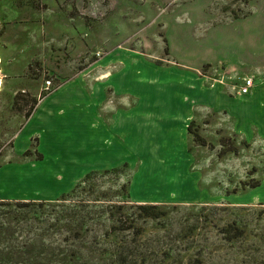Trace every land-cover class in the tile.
Returning a JSON list of instances; mask_svg holds the SVG:
<instances>
[{
	"label": "rangeland",
	"instance_id": "1",
	"mask_svg": "<svg viewBox=\"0 0 264 264\" xmlns=\"http://www.w3.org/2000/svg\"><path fill=\"white\" fill-rule=\"evenodd\" d=\"M91 170L163 214L88 264H264V0H0V199L54 200Z\"/></svg>",
	"mask_w": 264,
	"mask_h": 264
},
{
	"label": "trees",
	"instance_id": "2",
	"mask_svg": "<svg viewBox=\"0 0 264 264\" xmlns=\"http://www.w3.org/2000/svg\"><path fill=\"white\" fill-rule=\"evenodd\" d=\"M165 53H168L167 46ZM32 101L35 108L37 100ZM32 111L33 108L26 112L28 118ZM193 125L194 122L188 128L194 141L206 145V140ZM227 139L221 137L220 141ZM229 151L237 149L232 146L219 153ZM28 152L26 150L25 154ZM112 171L120 173L122 167L112 168ZM97 174V170L87 172L71 191L54 200L0 199V264H88L102 252H113L108 250L109 243L103 241L113 232L117 235L132 229L135 235H139L143 227L136 224L138 219L162 216L158 204L107 198V193L98 191L93 182ZM258 184L256 181L251 186ZM120 188L126 193L127 181ZM129 208L137 210L134 217L126 212ZM121 248L118 245L117 252L121 253Z\"/></svg>",
	"mask_w": 264,
	"mask_h": 264
},
{
	"label": "built area",
	"instance_id": "3",
	"mask_svg": "<svg viewBox=\"0 0 264 264\" xmlns=\"http://www.w3.org/2000/svg\"><path fill=\"white\" fill-rule=\"evenodd\" d=\"M45 82H46L45 89L49 90L51 85V80L47 79ZM252 87H253V79L250 76H243L240 84L232 86V88L236 91V94L238 95L248 94Z\"/></svg>",
	"mask_w": 264,
	"mask_h": 264
},
{
	"label": "crops",
	"instance_id": "4",
	"mask_svg": "<svg viewBox=\"0 0 264 264\" xmlns=\"http://www.w3.org/2000/svg\"><path fill=\"white\" fill-rule=\"evenodd\" d=\"M251 17L250 16H247L245 19H249ZM174 64L178 67H180L181 69H193L195 68L197 65L195 64H185V63H181V62H178L176 61V63L174 62ZM182 64V65H181ZM226 71H232L234 74H238L237 71V67L233 66V65H230L229 67H226Z\"/></svg>",
	"mask_w": 264,
	"mask_h": 264
}]
</instances>
